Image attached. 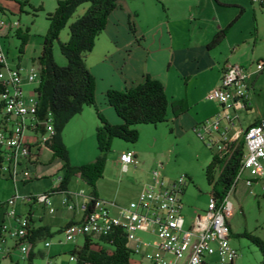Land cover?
<instances>
[{
	"label": "built area",
	"instance_id": "1",
	"mask_svg": "<svg viewBox=\"0 0 264 264\" xmlns=\"http://www.w3.org/2000/svg\"><path fill=\"white\" fill-rule=\"evenodd\" d=\"M254 1L264 9V0ZM4 19H0V33L9 29ZM2 49L0 45V83L5 88L0 94V173L4 172L2 174L15 182L18 176L30 170L29 166L36 168L40 165V155L46 148L45 142L55 131L50 112L43 117L37 114L36 90L26 92L23 89L25 79L29 84H39V70L35 66L26 72L20 66L8 67V56ZM255 65L258 70L264 71L262 60H257ZM248 80L249 75L244 66L226 64L221 73L220 84L207 95L208 100L216 101L221 107V113L194 130L202 141L207 140L209 146L214 147L218 153L223 152L225 145L238 139L242 133L245 141L234 185L221 196L212 192L203 214L197 213L187 228L180 224L183 210L181 198L187 187V180L183 176L170 183L164 179L160 168L152 171L150 183L126 208L99 198L87 206L89 198L81 205L80 221L70 223L61 231L65 242H76L77 238L84 237L92 244L100 243L98 247H101L105 245L99 241L100 238L121 232L129 243L132 256L140 254L138 264H210L208 259L211 256L216 257L217 264H239L237 249L230 245L232 232L227 221L232 214V191L237 182L242 180L246 187L259 183L264 196V119L241 130L235 137L230 134L238 118V111L247 109L250 105ZM118 162L125 173L130 165L137 163L136 154L124 151L118 157ZM29 179L26 175L24 181ZM53 195L46 192L38 196H20L16 192L12 198L2 203L6 208L5 217L13 220L14 225L6 222L0 224V256H6L5 244L8 239L15 242L24 259L28 256L30 244L27 237L32 226L30 212L19 217L17 201L23 205L31 201L34 204L41 203L52 215L55 213L51 203ZM72 202L66 196L61 203L72 211L75 210ZM113 210L116 214H113ZM136 232L149 234L154 239L145 242L136 237ZM49 245L46 242L45 246ZM130 263L135 264L132 258ZM44 264L54 263L46 260ZM66 264H79V259L70 254Z\"/></svg>",
	"mask_w": 264,
	"mask_h": 264
},
{
	"label": "rangeland",
	"instance_id": "2",
	"mask_svg": "<svg viewBox=\"0 0 264 264\" xmlns=\"http://www.w3.org/2000/svg\"><path fill=\"white\" fill-rule=\"evenodd\" d=\"M17 1V0H15ZM28 1V4L23 6V12L16 10H9L4 19L9 25L11 35L7 38H0V45L2 50L8 56V67H16L19 58L22 60V66H30L33 60L39 57L40 50H42V40L40 37L47 34L48 20L46 15L52 13L57 6L59 0H18ZM61 1V0H60ZM232 1V0H230ZM240 3L241 8H244L239 21L246 33L252 32L254 22L261 23L264 27V9L260 7L254 0H234ZM10 5L9 3L6 4ZM162 3L155 2V7L158 11L162 10ZM31 6V7H30ZM88 5L80 6L75 12L73 18L68 21L69 24L81 16ZM42 9V11H39ZM227 11H234L226 9ZM155 11V9H154ZM13 13V14H11ZM1 14V13H0ZM11 14V15H9ZM238 14V10L236 11ZM241 26V27H242ZM21 30L24 35L27 34V43L20 54L21 39L17 36V32ZM67 26L59 36L60 42H66L68 39ZM110 46L109 40L105 33L95 40L93 51L88 53L85 60L89 66H94L102 61V57L108 51ZM244 49V58H247L249 64L256 68V61L262 60L264 62V41L258 42L256 46L253 43H247ZM58 44L54 46V59L59 66H65L67 61L60 54ZM253 95L250 110L244 109L238 111V120H235L236 127H246L258 116L260 111L264 116V74L253 78ZM38 88L37 82L30 84L26 91H33ZM211 101L205 102L209 106ZM89 110L85 109L82 113L74 116L69 123L64 126L62 136L68 152L70 163L73 166H82L90 163L98 155L95 127L99 126V121L96 118L94 108L89 111L91 118L87 117ZM221 113V110H220ZM171 116V111L168 114ZM2 113H0V118ZM135 129L138 131L139 138L136 143L128 144L120 139H114L111 142V150L108 153L105 172L103 178L97 183L96 190L99 199L108 201V203H115L116 205L126 208L130 202L135 200L133 198V189L131 184L140 180L145 173L158 170L162 168V175L166 181H177L181 177L187 180V187L185 195L182 196V218L180 224L187 228L189 223L196 217V214H203L207 210L210 195L214 187V181L218 171L213 175L211 184L206 179V169L213 160V155L217 154L214 147L209 146L208 141H202L195 132L184 131L177 132L173 128V124L168 119L166 122L155 125H137ZM133 150L140 156L138 170L131 169L127 174L120 173L115 161L124 150ZM1 154V153H0ZM51 153L49 149L44 148L40 155V165L36 168H30L26 175L31 178L30 182H25V173L18 176L14 182L8 179L4 172L0 173V204L7 199L12 198L16 192L20 196H38L46 193L56 187L59 183L60 177L63 175L61 171L62 164L60 161H55L49 164ZM162 166V167H161ZM150 173V177H151ZM4 175V176H3ZM70 193L78 194L75 205V210H67L62 201L66 195L64 193H57L52 196V207L55 209L53 215L49 214L48 210L43 207L41 203L31 201L23 205L19 200L17 201V212L19 217H23L32 211L34 222L39 225L40 221L48 223L53 228L66 223L67 216L72 212H76L79 216L81 214V204L89 200L90 188L79 178H72L68 186ZM261 185L255 183L251 187H246L242 180H239L235 185V189L231 194L232 214L228 221L231 228L232 235L230 238V245L237 249L239 264H260L262 257L255 245L250 243L247 239L239 236L243 233H249L257 238L264 240V196L261 192ZM6 209L0 207V224L6 222L8 225H14V221L5 217ZM113 214L116 211L113 210ZM58 230V228L56 229ZM54 230V232L56 231ZM136 237L145 242L153 241V237L149 234L136 232ZM13 241V240H12ZM7 240L8 243L12 242ZM64 245L65 249H73L75 246L80 248L84 245V237L77 238L76 242H65L63 233L55 234L52 238L54 247ZM103 244V243H102ZM39 249L43 248V243L38 245ZM150 251V249H148ZM67 262L69 255L62 257ZM210 264H217L215 256L209 257ZM132 261L135 264L140 262V254L136 253L132 256ZM1 264H29L27 258H23L19 250H14L11 254V259L0 256ZM11 262V263H10ZM33 264H44L43 258L36 257L32 260Z\"/></svg>",
	"mask_w": 264,
	"mask_h": 264
},
{
	"label": "crops",
	"instance_id": "3",
	"mask_svg": "<svg viewBox=\"0 0 264 264\" xmlns=\"http://www.w3.org/2000/svg\"><path fill=\"white\" fill-rule=\"evenodd\" d=\"M155 2L159 1H122L119 7L110 14L103 32L107 35L110 43L108 51L99 64L96 63L94 66L87 64L95 78L96 105L106 120L111 125L122 123L107 103L106 92L109 89L118 91L130 89L143 82L144 77L149 75L162 82L169 102L182 103L184 111L181 114L174 117L171 109L168 112L169 114L171 111L170 118L167 114L166 119H170L174 130L179 133L194 132L206 120L220 114L221 107L216 101H211L209 106H206L205 102H208V93L220 84L222 70L228 63L244 66L247 69L249 104L251 105L254 86L252 80L258 75L264 74V71L255 69L249 64L250 60L244 58L243 48L247 43H253L256 46L258 42L264 41L263 25L260 22L258 25L257 22H254L253 31L245 33L241 21H239L245 9L241 8L239 6L241 4L234 0H160L163 4L161 11L156 8L154 11ZM8 3L10 5L6 6ZM0 8L3 10L0 11V19L6 18L10 13L9 10L12 9L23 12L20 10L18 0H0ZM232 8L234 11L226 10ZM237 10L238 14H236ZM232 22L235 23L231 25L221 44L209 49L207 46L215 34ZM10 32L8 28L2 30L0 38L9 37ZM42 37H40L41 40ZM22 65V60L19 58L15 66L22 67L25 72L34 66V64L28 67ZM29 86L30 84L25 79L23 81L24 91ZM250 105L244 110L249 111ZM85 109L90 111L93 108L86 107ZM89 111H87V117L91 118ZM262 119L264 116L259 111L258 116L247 127ZM1 122L2 117L0 124H2ZM243 129L245 128L241 125L236 127L234 122L230 134L235 137ZM126 151L133 150L127 149ZM133 152L136 154L137 163L130 165L125 173L116 159L115 164L120 173L127 174L131 169L138 170L140 156L137 152ZM30 168L34 169L35 167L29 166ZM150 173H145L140 180L131 184L132 189L134 188L133 198H136L138 193L150 183ZM30 181L31 178L28 182ZM184 195L185 189L182 196ZM66 196L76 203L78 194L68 191ZM0 207H4V205L1 204ZM32 215V211H30L29 219L34 229L48 226L51 228L50 232L55 233L57 228L62 231L70 223L80 221L82 213L79 216L76 212L70 213L66 223L57 228H53L43 221L37 225ZM54 230L56 231L54 232ZM52 238L47 237L38 241L33 248L32 255L43 258L44 261L51 260L54 264H66L65 261H62V257L66 254L70 255L76 246L73 249H65V246L60 242L56 248L52 243ZM46 242L50 243L48 247L45 246ZM41 243H43V248L39 249L38 245ZM5 249L7 251L5 257L9 258V261L13 251L18 250L14 241L6 242Z\"/></svg>",
	"mask_w": 264,
	"mask_h": 264
},
{
	"label": "trees",
	"instance_id": "4",
	"mask_svg": "<svg viewBox=\"0 0 264 264\" xmlns=\"http://www.w3.org/2000/svg\"><path fill=\"white\" fill-rule=\"evenodd\" d=\"M122 1L125 0L57 1L55 10L46 15L48 31L42 37V50L39 57L33 60L34 66L40 73L38 88L35 89L38 94L37 114L39 117H43L50 112L53 118L52 126L55 134L45 142V147L52 153L49 164L60 161L61 171H63L58 185L48 192L68 195V186L72 178H79L90 188V201L87 206L99 198L96 186L103 178L111 142L114 139L123 140L128 144L136 143L139 134L135 126L139 124L157 126L167 121L169 109L172 110L174 117L184 111L181 102H169L162 82L149 75L144 77L143 82L130 89L126 88L122 91L109 89L106 92V101L121 119L120 125H111L98 109L95 100V78L89 71L85 58L88 53L93 51L96 38L105 31L110 14L119 7ZM158 1L160 2V0ZM18 3L20 10L23 11V6L27 5L28 1ZM82 5H88L86 11L69 24L68 21L73 18L77 9ZM0 11L3 10L0 8ZM234 23L232 22L225 29L217 32L207 47L212 49L219 46ZM66 26L68 39L66 42H60L59 36ZM17 36L22 41L19 50V53L22 54L27 43V34L24 35L19 30ZM55 44H58L60 54L67 61L65 66H59L54 59ZM4 90V86L0 83V94ZM86 107L94 108L99 121V126L95 128L98 155L88 164L73 166L70 163L69 152L63 143L62 132L64 126L74 116L82 113ZM256 123L258 122L252 125ZM244 146V133H242L238 139L225 145L223 152L213 155V160L207 166L205 174L208 183L211 184L213 175L218 171L215 181L213 180V194L224 195L234 185L244 154ZM50 230L51 228L48 226H41L37 229L31 226L28 230L27 239L30 245L27 260L29 264H32V260L36 258L32 255L36 243L47 237L52 238L61 232V229L55 233H51ZM239 236L257 247L262 257L260 264H264V240L249 233ZM99 241L105 246L98 247L100 243L92 244L89 239H86L84 245L80 248L75 247L71 254L78 257L79 264L82 262L131 264L132 251L123 233H112L107 237L100 238ZM91 246L97 248L92 249Z\"/></svg>",
	"mask_w": 264,
	"mask_h": 264
}]
</instances>
